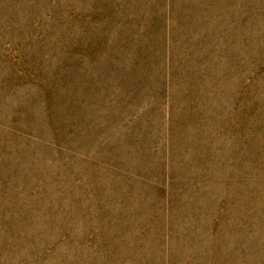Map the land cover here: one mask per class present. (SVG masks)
<instances>
[{"label": "rangeland", "instance_id": "374dc122", "mask_svg": "<svg viewBox=\"0 0 264 264\" xmlns=\"http://www.w3.org/2000/svg\"><path fill=\"white\" fill-rule=\"evenodd\" d=\"M0 264H264V0H0Z\"/></svg>", "mask_w": 264, "mask_h": 264}]
</instances>
